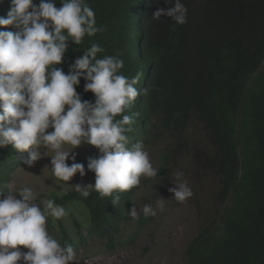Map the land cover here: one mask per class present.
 <instances>
[{"label": "trees", "instance_id": "trees-1", "mask_svg": "<svg viewBox=\"0 0 264 264\" xmlns=\"http://www.w3.org/2000/svg\"><path fill=\"white\" fill-rule=\"evenodd\" d=\"M181 2L188 9L184 25L167 16L152 18L159 8L173 6L166 0H87L103 31L85 36L80 45L69 42L64 61L55 67L67 73L69 65L95 42L104 48L98 58L118 55L123 60L121 74L131 78L142 73L136 87L149 91L123 113L140 114L127 134L129 147L137 141L144 145L165 141L174 154L190 152L195 170L211 172L218 179V208L189 242L188 263L264 264V0ZM55 6H61L60 0ZM9 10L10 0H0V17ZM0 30L15 31L13 26ZM84 84L81 78L77 93L94 102V94L85 92ZM193 125L202 127L201 144L189 143ZM166 154L155 178H169L171 153ZM26 156L27 152L11 146L0 148V191L7 193L9 173L23 165ZM136 188L119 193L116 206L94 191L86 198L73 189L53 192L49 198L63 208L82 206L87 219L86 224L75 219L78 241L85 243L96 235L111 250L123 225L132 222L128 211ZM147 220L141 213L138 231ZM58 222L61 243L76 249L78 241L61 219ZM134 231L132 240L138 233Z\"/></svg>", "mask_w": 264, "mask_h": 264}, {"label": "clouds", "instance_id": "clouds-1", "mask_svg": "<svg viewBox=\"0 0 264 264\" xmlns=\"http://www.w3.org/2000/svg\"><path fill=\"white\" fill-rule=\"evenodd\" d=\"M166 3L173 6L159 8L152 18L167 16L175 24H186L188 9L181 0ZM60 4L57 8L56 0H39L38 4L10 0L7 16L0 17V28L15 29L0 30V148L27 152L22 163L29 168L51 151L50 167L45 168H50L56 182H68L77 173L86 175L84 164L75 162L74 149L82 144L94 146L99 154L87 159V170L95 174V183L70 186L85 198L92 191L101 199L109 197L116 206L119 193L138 189L141 177L158 175L142 141L129 147L127 134L133 131L139 112L123 114L149 89L136 87L142 73L131 78L121 74L124 62L118 55L98 58L104 48L95 42L69 65L67 73L55 67L64 61L69 42L80 45L85 36L103 31L87 0H60ZM81 78L84 91L94 94V102L82 100L77 93ZM184 176L183 170L176 171L174 187L168 189L171 200L179 203L193 195ZM36 200L30 187L19 189L18 194L0 191V264H73L76 250L62 244L47 228L49 218L61 219L66 210L52 199ZM163 200L155 208L144 205V217L163 211ZM128 215L133 222L140 218L135 206Z\"/></svg>", "mask_w": 264, "mask_h": 264}, {"label": "rangeland", "instance_id": "rangeland-1", "mask_svg": "<svg viewBox=\"0 0 264 264\" xmlns=\"http://www.w3.org/2000/svg\"><path fill=\"white\" fill-rule=\"evenodd\" d=\"M51 130L49 129V131ZM188 137L190 138L189 143L192 145L203 143L205 135L201 125H193ZM144 146L145 150L149 152V158L154 168L163 161L166 153H171L170 163L166 168L169 171L166 174L169 178L141 177V182L134 195L133 206L141 214L144 205L151 204L155 208L156 202L162 198L164 199L162 201L163 211L157 210L155 217L149 216L146 224L139 231L136 221L124 224V230L117 239L118 243L114 249L110 250L106 248V240L96 235L87 237L85 243H80L75 219L81 224H86V212L82 206L77 204L64 208L67 215L61 220L64 227L76 239L75 241H78L75 249L76 261L73 264H188L186 258L188 243L218 208L215 200L218 179L211 172L204 173L195 170L193 156L185 149L178 150L174 154L171 152V148L167 147L165 141H156ZM68 147L70 146H65V148ZM41 151L43 152L45 149L42 148ZM74 152L77 153L75 162L85 166V176L81 177L77 173L68 182H56L50 168H45V166L50 167V156L54 155L49 151L48 157H42L30 168L24 164L13 168L6 182L7 192L18 194L19 189L30 187L37 196L36 202L40 203L42 200L50 199L49 195L53 192L60 194L71 189L75 190L70 185L94 184L95 178L87 170L86 162L89 157L99 154L98 149L88 144H82L75 148ZM72 162L70 159L66 161L69 165ZM178 170L184 171V179L187 180L193 192V195L184 203L171 200L173 194L168 191L170 187H174L173 174ZM58 220L49 218L47 228L51 235L62 242V232ZM136 229L138 233L132 240ZM83 233L87 234L85 228H83ZM20 247L22 251H28L23 246ZM18 264H23V262H18Z\"/></svg>", "mask_w": 264, "mask_h": 264}]
</instances>
